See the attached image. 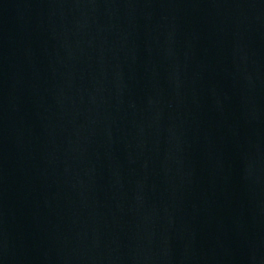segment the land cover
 I'll return each instance as SVG.
<instances>
[{
	"label": "water",
	"instance_id": "water-1",
	"mask_svg": "<svg viewBox=\"0 0 264 264\" xmlns=\"http://www.w3.org/2000/svg\"><path fill=\"white\" fill-rule=\"evenodd\" d=\"M0 264H264V0H0Z\"/></svg>",
	"mask_w": 264,
	"mask_h": 264
}]
</instances>
